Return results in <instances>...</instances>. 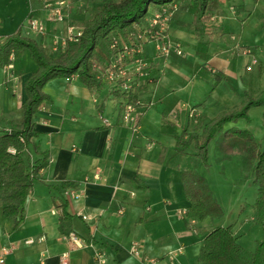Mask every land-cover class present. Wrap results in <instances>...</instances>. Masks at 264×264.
<instances>
[{"label":"crops","instance_id":"0c3cea01","mask_svg":"<svg viewBox=\"0 0 264 264\" xmlns=\"http://www.w3.org/2000/svg\"><path fill=\"white\" fill-rule=\"evenodd\" d=\"M187 3L169 28V37L180 43L183 54L159 58L151 44L144 47L153 82L140 89L142 109L134 131L120 123L117 106L100 86L91 90L77 76L46 83L47 100L33 116L37 134L22 153L29 170L42 166L15 229L13 219L2 215L0 203V251L9 250L3 264H61L65 251L67 264H101L96 252L104 253V264H197L205 233L221 225L215 218L209 221L210 215L203 220L186 217L190 202L181 174L200 176L213 194L206 177L211 164H201L193 144L185 154H176L175 137L200 133L218 113L237 107L246 92L252 97L264 92V0H215L198 36ZM74 7L70 22L89 19ZM29 15L45 16L40 0H0V37L20 30L44 48L50 35L63 28L46 22V36L31 33L26 27ZM252 33L254 46L246 42ZM252 55L258 62L249 67ZM35 71L28 51L22 69L13 64L12 69L0 68V133L9 130L8 122L21 121L23 85ZM98 112L110 119V127L102 125ZM231 129L241 137L246 122L226 123L207 150L213 146L220 152L226 145L222 135L235 137ZM242 160L241 171L246 174ZM216 161L220 165L225 160ZM94 173L100 179L95 180ZM66 187L83 195L65 197ZM61 205L71 216L70 232L85 241L82 247H71L63 238L57 209ZM241 218H246V206L228 224L238 243ZM40 236L42 242L37 241ZM30 238L35 242L25 244ZM134 244L138 255L130 251Z\"/></svg>","mask_w":264,"mask_h":264},{"label":"trees","instance_id":"16d2710c","mask_svg":"<svg viewBox=\"0 0 264 264\" xmlns=\"http://www.w3.org/2000/svg\"><path fill=\"white\" fill-rule=\"evenodd\" d=\"M171 1L101 0L93 16L82 21L83 31L79 41L56 57L50 55L33 39L22 36L20 30L4 37L0 43V68L11 62L14 68L22 69L26 51L36 65V71L25 80L23 85L25 99L21 104V121L19 124L8 122L9 130L0 133L1 213L13 219L12 229H15L21 221L28 192L42 166L40 163L29 170L22 153L37 134L33 129V116L47 100L43 92L46 83L56 78L77 76L87 88L91 90L99 88L93 62L105 64L112 54L109 48L112 37L127 33L133 23L141 22L149 5L157 6ZM187 1V10L192 15L194 34L201 35L204 31V22L208 18L207 12L215 0ZM252 107H264V92L255 97L246 92L237 107L218 113L201 127L200 133H189L186 139L176 136L175 153L183 155L193 144L201 164L207 166L209 142L223 130L226 123L238 119L248 120L247 113ZM262 117L264 119V110ZM230 132L234 133V130L231 129ZM239 133L242 137L249 136L247 131ZM250 141L254 144L252 139ZM10 148L14 152H10ZM181 176L186 198L190 202L186 209V217L198 220H203L212 214L220 217L222 211L204 180L200 176H195L193 172H183ZM253 183L256 185L253 209L262 232V238L256 242L255 249L251 251L243 248L233 235L230 225L216 226L205 233L198 252L197 264H264V149L257 154ZM193 185L202 189L201 191L205 189L207 195L204 198L194 197ZM57 209L59 230L61 234L67 235L70 232L71 216L66 212L64 205Z\"/></svg>","mask_w":264,"mask_h":264},{"label":"built area","instance_id":"2783aa9c","mask_svg":"<svg viewBox=\"0 0 264 264\" xmlns=\"http://www.w3.org/2000/svg\"><path fill=\"white\" fill-rule=\"evenodd\" d=\"M42 9L45 11L43 18L29 15L26 18L27 30L40 36H46L48 29L46 22L63 24V28L50 35L49 43L44 45L47 52L53 57L63 54L72 45L76 44L83 31L82 25L70 22L69 13L73 6V0H40ZM95 0H76V7L85 11L86 7L90 8ZM178 5L175 0L162 5H149L145 16L141 22L133 23L131 30L125 34H117L112 37L110 43L111 56L106 60L104 65L93 62L95 77L101 89L106 92L107 97L117 106L119 121L122 125L129 127L133 131L138 127V115L141 112L142 104L139 99L140 89L150 85L153 78L150 75L151 63L144 54V47L151 44L155 51V56L159 58H167L171 53L178 56L183 54L179 42L169 37L170 22L178 11ZM0 37V43L3 41ZM255 63V59L251 60V64ZM4 69H12V63L9 62L3 67ZM249 68V67H248ZM212 70V69H210ZM102 125L110 127L112 122L109 118L97 114ZM10 152H14L12 148ZM95 180L100 179L98 173L93 174ZM65 197L78 198L83 195V191L71 187H66L63 191ZM121 213V209L118 211ZM184 214V211L182 212ZM86 219L85 215L81 216ZM71 247H82L85 241L69 232L63 235ZM44 236H40L37 241L42 242ZM35 240L30 238L25 244H32ZM131 253L138 255L137 245H132ZM9 252L7 248L0 251V264L4 263V257ZM96 261L104 264V253H95ZM60 263L67 264L68 252H62L60 255Z\"/></svg>","mask_w":264,"mask_h":264},{"label":"rangeland","instance_id":"374dc122","mask_svg":"<svg viewBox=\"0 0 264 264\" xmlns=\"http://www.w3.org/2000/svg\"><path fill=\"white\" fill-rule=\"evenodd\" d=\"M175 1L178 8L182 9L184 7L183 3L187 0ZM98 4L99 2H94L90 5V8L86 7L85 11H88L87 18H91L97 11ZM75 5L76 4L73 3L71 8H75ZM78 11L82 12L83 10L80 9ZM210 17L212 16L210 15ZM78 22L77 25H82V20ZM218 35L220 34L218 33ZM246 42L251 46L257 44L255 34L252 33L251 36H248ZM251 57L255 58V65L258 59L254 55ZM251 66H253V64H249V67ZM248 111V120H243L246 122L247 136L248 134L249 136L238 137L235 136L237 134L231 133V135L233 134V136H235L231 137L227 132L226 135H222L223 140L226 139V145L224 144V146H221L220 152L214 149L213 146H210L207 155L208 164L210 163L211 165L206 173V177L213 191V197L216 203L219 205L221 211L222 209L224 211L222 217L215 216L214 214L210 215L209 221L215 218V223L218 225L226 226L231 224L237 220L238 211L241 207L246 206V218H241V220H244L242 221L243 225L242 228L236 231V234L240 236L239 243L244 246L246 250L253 251L256 242L262 238L261 228L255 218L253 209V201L256 197V185L253 183V176L257 154L264 149V119L262 117L263 111H261L260 107H252ZM250 139L254 141V144H252ZM221 141L219 142L221 143ZM216 159H223L225 161L218 165L219 162H217ZM242 159H244L246 165V174L241 171ZM201 190L198 189L196 185H193L192 193L194 197L204 198V196L207 195L204 192L205 189L204 191Z\"/></svg>","mask_w":264,"mask_h":264}]
</instances>
